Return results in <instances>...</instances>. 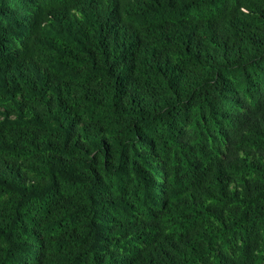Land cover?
<instances>
[{"label":"trees","instance_id":"1","mask_svg":"<svg viewBox=\"0 0 264 264\" xmlns=\"http://www.w3.org/2000/svg\"><path fill=\"white\" fill-rule=\"evenodd\" d=\"M0 264H264V0H0Z\"/></svg>","mask_w":264,"mask_h":264}]
</instances>
